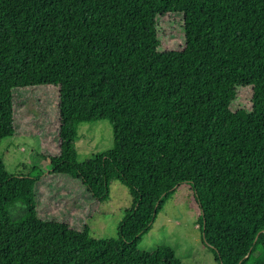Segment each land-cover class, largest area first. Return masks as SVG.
I'll return each mask as SVG.
<instances>
[{"label":"trees","instance_id":"obj_1","mask_svg":"<svg viewBox=\"0 0 264 264\" xmlns=\"http://www.w3.org/2000/svg\"><path fill=\"white\" fill-rule=\"evenodd\" d=\"M172 15L181 43L163 49ZM33 87L58 89V145L36 174L8 172L0 155V264H183L139 244L184 187L219 264H264V0H0V147L16 135L15 91ZM242 88L251 107L234 110ZM100 120L114 146L79 163L78 127ZM48 176L98 203L125 185L117 238L92 237L74 204L43 218Z\"/></svg>","mask_w":264,"mask_h":264},{"label":"rangeland","instance_id":"obj_2","mask_svg":"<svg viewBox=\"0 0 264 264\" xmlns=\"http://www.w3.org/2000/svg\"><path fill=\"white\" fill-rule=\"evenodd\" d=\"M162 48H173L181 43V16H166L160 21ZM16 135L2 140L0 155L6 169L12 174H36L32 168L41 160V154L56 152L58 128V89L33 87L15 91ZM249 89H240L234 110L250 109ZM76 141L77 161L84 163L114 146V129L108 120L85 123L78 127ZM67 177V176H65ZM78 183L63 177H45L37 186L44 198L40 204L43 218H66L65 209H74L89 221L91 235L96 239L117 238L125 211L132 205L128 188L119 181L112 183L109 200L98 203ZM66 193L74 194L68 196ZM190 191L180 188L166 200L139 248L154 251L170 246L183 264H219L214 253L204 245L197 213L189 206ZM65 199V201H63ZM52 204V206L50 204ZM70 204V205H69ZM13 218H19L24 207H11ZM88 218V219H87Z\"/></svg>","mask_w":264,"mask_h":264}]
</instances>
